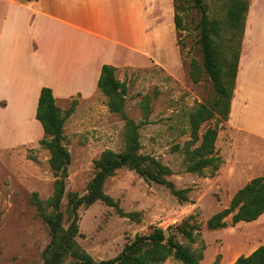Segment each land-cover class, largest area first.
<instances>
[{"label": "rangeland", "instance_id": "374dc122", "mask_svg": "<svg viewBox=\"0 0 264 264\" xmlns=\"http://www.w3.org/2000/svg\"><path fill=\"white\" fill-rule=\"evenodd\" d=\"M182 2L185 29L179 35L175 28H168L167 48L163 52L170 71L156 65L146 69L127 68L117 72V77L127 86L126 115L141 124V153L169 166L174 174L168 179L177 188H190V199L182 203L165 185L145 179L135 170L119 169L106 180L104 189L125 212H132L135 217L123 216L101 200L82 205L77 211L80 231L77 240L98 261L117 256L136 236L148 235L156 227L166 231L170 238L202 251L204 257L199 264H233L238 257L249 255L264 239V219L233 225L230 215L225 228L211 230L207 225L210 217L230 206L233 195L255 173L254 168L246 170L223 162L214 176H211L212 167H207L204 175L186 170L190 113L201 103H211L215 92L207 73L200 82L190 76L193 60L203 64L199 43L201 11L195 7L194 0ZM249 3L244 33L240 36L229 31L226 17L229 0H206L210 18L222 21L220 42L222 45L241 42L240 55L253 42L254 50L260 53L264 42V0H249ZM174 13L175 10L172 17ZM171 19L174 22V17ZM227 53L224 49V54ZM145 96L150 97L147 108ZM73 100L77 102L76 109L66 120L63 132L71 162L58 174L51 167L50 150L40 144L43 127L33 110L24 116L22 113L21 117L18 113L19 118L15 111L11 116L0 112L1 117H6L4 127L0 119V264H43L50 229L32 203L33 194L38 193L41 200L47 201L54 194L56 179H63L66 188L62 210L67 218L69 193L87 192L96 173L95 160L108 149L120 152L125 148V116L109 110L102 92L87 100L79 96L59 98L57 103L65 111ZM218 123L219 129L226 128V121L217 114L201 126L200 134ZM31 131L32 136L40 135L38 139L27 136ZM240 168L243 173L234 176ZM191 215L194 217L189 221L200 226L195 231L196 242H190L179 230V225ZM68 224L66 220L65 225ZM165 264L182 263L171 256Z\"/></svg>", "mask_w": 264, "mask_h": 264}, {"label": "crops", "instance_id": "0c3cea01", "mask_svg": "<svg viewBox=\"0 0 264 264\" xmlns=\"http://www.w3.org/2000/svg\"><path fill=\"white\" fill-rule=\"evenodd\" d=\"M173 11V0H0V112L36 116L44 86L57 102L93 98L105 64L118 73L154 65L170 71L163 52L168 28L177 34ZM253 43L240 57L229 119L216 142L225 165L254 168L242 186L264 174V42L260 53Z\"/></svg>", "mask_w": 264, "mask_h": 264}, {"label": "trees", "instance_id": "16d2710c", "mask_svg": "<svg viewBox=\"0 0 264 264\" xmlns=\"http://www.w3.org/2000/svg\"><path fill=\"white\" fill-rule=\"evenodd\" d=\"M173 3L175 26L180 35L185 29L182 16L185 6L182 0H173ZM194 5L201 11L199 43L202 48L203 64L193 60L190 76L195 82H200L202 75L207 73L213 83L215 95L211 103H201L190 113L191 139L186 142V170L204 175L206 168L212 167L211 176H214L223 162L216 146L219 123L208 126L202 135L200 130L204 123L217 114L224 121L229 119L241 57V42L222 45L220 42L223 31L222 21L218 18H210L206 0H194ZM249 6V0H229L226 15L229 31L238 32L242 36ZM224 49L228 51L227 54H224ZM98 86L107 97L109 110L125 116V148L120 152L108 149L95 160L96 173L88 184L87 192L83 195L76 192L69 193L67 218L62 210L66 188L63 179H56L54 194L47 201L41 200L38 193L33 194L32 203L50 229V241L44 250L43 264H165L171 256L182 264H199L204 257L202 251L197 252L174 238L166 240L165 233L160 227H156L148 235L136 236L133 241L125 245L121 253L106 260L94 259L78 242L80 231L77 211L82 205H91L101 200L115 207L121 215L135 217L134 213L125 212L104 189L106 180L121 168L135 170L145 179L165 185L182 203L190 199L188 195L190 188H177L175 183L168 179V176L174 174L169 166L154 156L141 153L139 131L141 124L125 113L127 86L125 81L117 77L115 66L103 65ZM149 100V96L144 97L146 108ZM76 105V100H73L71 106L63 111L57 103L52 88L48 86L41 88L36 114L44 129L40 144L50 150V164L56 174L71 162L70 151L63 142V132L65 122L74 113ZM263 213L264 174L252 178L241 187L233 195L230 206L210 217L207 225L211 230L222 229L227 227L226 218L230 215L233 225H237L242 221H254ZM193 217L194 215H191L179 225L180 232L190 242H196L195 231L200 227L199 224L189 221ZM66 220L69 221L68 226L65 225ZM233 264H264V244L249 255L238 257Z\"/></svg>", "mask_w": 264, "mask_h": 264}, {"label": "water", "instance_id": "95a60500", "mask_svg": "<svg viewBox=\"0 0 264 264\" xmlns=\"http://www.w3.org/2000/svg\"><path fill=\"white\" fill-rule=\"evenodd\" d=\"M164 233H165L166 239L169 240L170 239L169 234L166 231Z\"/></svg>", "mask_w": 264, "mask_h": 264}]
</instances>
